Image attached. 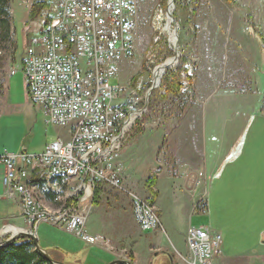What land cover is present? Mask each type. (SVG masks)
I'll use <instances>...</instances> for the list:
<instances>
[{"label": "built area", "instance_id": "1", "mask_svg": "<svg viewBox=\"0 0 264 264\" xmlns=\"http://www.w3.org/2000/svg\"><path fill=\"white\" fill-rule=\"evenodd\" d=\"M53 10L38 35L25 47L20 68L27 95L47 123L68 131L40 153H6L4 197L18 201L26 230L37 236L49 224L87 245L112 248L86 225L99 188L108 187L131 199L133 216L143 232L164 231L156 207L128 190L120 161L126 138L147 113L151 91L141 96L118 81L122 63L136 49L138 0H52ZM117 80L116 85H111ZM62 175L71 183L67 211L45 216L37 194L57 196L58 187L26 189L33 176ZM206 194L195 203L206 214ZM187 254L175 251L183 264H214L222 237L210 227H189ZM125 258V257H124Z\"/></svg>", "mask_w": 264, "mask_h": 264}, {"label": "rangeland", "instance_id": "2", "mask_svg": "<svg viewBox=\"0 0 264 264\" xmlns=\"http://www.w3.org/2000/svg\"><path fill=\"white\" fill-rule=\"evenodd\" d=\"M37 1L41 0H9L11 38L7 39L4 31L0 30V140L5 145L10 144L9 142L12 145L22 143L28 153L47 142L56 141L61 133L66 136L63 129L47 125L46 119H41V115L28 106L22 72L18 70L10 77L13 68L21 67V58L28 41L38 35L43 25L46 11L34 20L29 17L31 7ZM177 2V5L176 1L172 5L168 1L170 14L167 7L155 15L153 12L157 0H139L136 49L130 58L123 61L117 78L120 84L134 89L141 96L146 95L161 81L160 86L151 91L148 111L127 136L120 156L122 160L125 153L131 156L129 163L125 161L126 166L122 163L126 188L149 202H152L153 197L146 186L147 178L157 179L164 165L176 164L175 160L166 159V156L172 154L168 151L166 135L174 127L180 125L181 128L178 152L182 157L186 156L192 146L198 154L202 151L199 150V136L196 137L194 132L192 136L189 130H183L181 124L194 101L195 91L199 89L206 94L216 87L221 90L234 87L246 93L255 90L256 81L259 92L264 91V0ZM48 10L50 13L53 10L52 0L49 1ZM175 26L178 27V38L174 32ZM175 58L173 65L166 68V71L183 67V70L187 69L190 79L184 81L179 95L165 99L161 95L166 71L159 81L156 80L163 65ZM118 81L113 80L111 85H116ZM192 119L189 118L198 127L199 119ZM204 187L206 186H202L203 191ZM152 190L155 191L154 187ZM169 193L162 194L159 205L163 217L173 222L176 205ZM111 194L118 200L121 196L128 197L121 193L117 196ZM38 197L41 199L39 195ZM55 203L58 207L62 205L57 201ZM153 205L156 207L155 202ZM192 218L195 227L207 226L212 231L215 230L208 211L205 215L195 213ZM125 225L126 230H130L126 223ZM47 226L50 225L40 226L38 240L45 236L62 243L73 241L69 233ZM178 226L175 225L176 232L179 231ZM161 237L162 246L173 251L167 237L164 234ZM169 237L176 245L174 237L171 234ZM111 248L112 253L121 259L131 255L130 250L121 244L112 243Z\"/></svg>", "mask_w": 264, "mask_h": 264}, {"label": "crops", "instance_id": "3", "mask_svg": "<svg viewBox=\"0 0 264 264\" xmlns=\"http://www.w3.org/2000/svg\"><path fill=\"white\" fill-rule=\"evenodd\" d=\"M255 85V90L246 93L234 87L222 90L216 87L206 94L199 89L194 92V101L181 124L183 130L199 136L200 154L193 146L186 156L179 154L180 125L166 135L168 151L172 152L166 159L175 160L176 164L164 165L154 187L158 194L155 205L164 231L143 232L134 219L131 199L120 195L118 200L111 196V193L117 196L118 192L102 187L96 192L87 232L104 237L110 247L112 243L127 247L130 256L121 259L104 247L87 245L70 234L73 241L69 243L42 236L39 240L41 247L62 264H112L117 260L131 264H183L175 251L187 254V230L195 227L192 218L196 213L195 203L204 193L207 211L215 228L213 232L222 237L214 264H264V91L259 92L257 81ZM27 98L31 110L41 115V119H46L45 123L49 125L42 111L28 95ZM189 118H198V127ZM63 130L66 136L61 133L58 138L67 139L68 131ZM2 142L0 140V156L29 152L22 143L5 145ZM53 142H47L32 153L42 152ZM120 158L125 166V161H131V156L126 153L124 160ZM4 174L5 167L0 163V238L7 239L17 229L26 230L27 225L19 202L4 197ZM32 178L33 184L26 180L30 185H41L37 175ZM202 186H206L204 191ZM166 193L172 195L176 205L173 222L163 217L159 205L162 194ZM43 195L46 205L58 208L52 195ZM125 223L130 230H126ZM177 224L178 232L175 230ZM162 234L167 237L173 251L162 246ZM169 234L174 237L176 245Z\"/></svg>", "mask_w": 264, "mask_h": 264}, {"label": "trees", "instance_id": "4", "mask_svg": "<svg viewBox=\"0 0 264 264\" xmlns=\"http://www.w3.org/2000/svg\"><path fill=\"white\" fill-rule=\"evenodd\" d=\"M49 1L50 0H41L35 2L30 10V14H29L30 19L34 20L38 17H41L46 11L43 24L47 23L49 20V13H50V10H48ZM168 1L169 0H157V4L154 8L155 12L153 13H155L156 15L158 11L166 10V8L168 7ZM175 1L177 5L178 2L177 0ZM195 2H198V0H195ZM172 3L173 0L172 2L170 1V4ZM138 8H139V0H138ZM192 12L194 13L195 11L193 10ZM168 13L170 14V6ZM172 16L174 17V15ZM0 30L4 31L5 37L7 39L11 38V9L9 5V0H0ZM181 69L174 71H168V70L166 71L164 77V83L162 85L163 87L162 89L163 93L161 95L162 98L166 99L169 96H177L181 93V90L184 87V81L190 79L187 69L183 70V67H181ZM39 178H40L39 181L41 182V185L39 187L43 188L45 184V177H39ZM30 183H32L31 180ZM155 185H156L155 177L149 178L146 186L149 187L151 191L153 197L151 202L152 204L155 202L158 196L157 192L152 190V187H155ZM56 198L57 196H54V202L56 201ZM0 264H50V263L39 252L36 251L32 241L20 240L9 246L0 248Z\"/></svg>", "mask_w": 264, "mask_h": 264}, {"label": "bare ground", "instance_id": "5", "mask_svg": "<svg viewBox=\"0 0 264 264\" xmlns=\"http://www.w3.org/2000/svg\"><path fill=\"white\" fill-rule=\"evenodd\" d=\"M170 1L172 2V0H170ZM172 5H174V3H172ZM171 15H172V13H171ZM167 24H168V29L170 31L171 26H170L169 18H168ZM166 29H167V27H166ZM174 60H176V58L170 59L169 61H167L165 63V65H163L162 69L160 70V72L157 76L156 82L160 80L162 75L165 73L166 68L171 67L173 65ZM59 185H61V188H58L56 201L62 203V205L58 208L46 205L43 198H42L44 195L43 194H37L36 205L38 207H40L41 210L45 211V216H52V213H59L61 211H67L68 203L71 202V183H70V181H63L62 175H54L51 177H45L44 187H58ZM34 188H40V187L30 185L26 181V189H34ZM38 195L41 197L42 200L38 197ZM19 232H20V230H18V229L14 231V233H19Z\"/></svg>", "mask_w": 264, "mask_h": 264}, {"label": "water", "instance_id": "6", "mask_svg": "<svg viewBox=\"0 0 264 264\" xmlns=\"http://www.w3.org/2000/svg\"><path fill=\"white\" fill-rule=\"evenodd\" d=\"M169 4H170V0H169ZM168 4V5H169ZM169 7V6H168ZM168 11V10H167ZM177 30H178V27L175 26V29H174V32L176 33V36L178 38V34H177ZM178 57V56H177ZM178 59V58H177ZM161 83V81H160ZM160 83L159 85L157 86H153L150 91H152L153 89L157 88L158 86H160ZM20 240H30L33 242L34 246H35V249L37 252H39L44 258H46V260H48V262L50 264H62L60 262H57L55 261L48 252H46V250H44L40 243H39V240H38V237L35 236L33 233L27 231V230H20L19 233H13L9 238L7 239H2L0 238V248H3V247H6V246H9L13 243H16ZM112 264H131L130 262H127L125 260H117L115 262H113Z\"/></svg>", "mask_w": 264, "mask_h": 264}]
</instances>
